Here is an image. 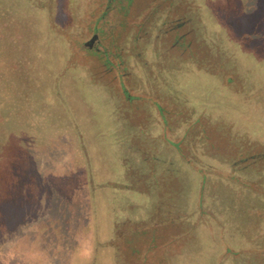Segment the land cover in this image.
<instances>
[{
  "label": "rangeland",
  "instance_id": "374dc122",
  "mask_svg": "<svg viewBox=\"0 0 264 264\" xmlns=\"http://www.w3.org/2000/svg\"><path fill=\"white\" fill-rule=\"evenodd\" d=\"M260 86L264 0H0V264H264Z\"/></svg>",
  "mask_w": 264,
  "mask_h": 264
},
{
  "label": "flooded vegetation",
  "instance_id": "af4514ba",
  "mask_svg": "<svg viewBox=\"0 0 264 264\" xmlns=\"http://www.w3.org/2000/svg\"><path fill=\"white\" fill-rule=\"evenodd\" d=\"M96 37V35H94L93 36V38H95ZM85 45L86 46H90L91 45V42H86L85 43ZM253 78H254V76H253ZM256 80V79H255ZM257 81V80H256ZM258 82V81H257ZM260 83V82H259ZM262 84V83H261ZM259 88H261L260 90H257L256 91V94H258L259 92L261 93V91L263 92L264 91V87H262V86H260ZM263 96V95H262ZM261 102H256V104H257V107H259V108H262V109H264V106L262 105V104H260Z\"/></svg>",
  "mask_w": 264,
  "mask_h": 264
}]
</instances>
